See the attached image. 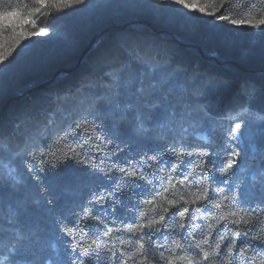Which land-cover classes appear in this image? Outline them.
<instances>
[{
    "label": "trees",
    "instance_id": "trees-1",
    "mask_svg": "<svg viewBox=\"0 0 264 264\" xmlns=\"http://www.w3.org/2000/svg\"><path fill=\"white\" fill-rule=\"evenodd\" d=\"M107 2L120 4L124 0ZM138 2L148 4L151 0ZM192 2L217 14L218 9L227 8L224 14L231 19L255 21L264 17V0ZM249 3L251 7L246 6ZM36 8H41V13H36ZM13 10H18L25 18L35 19L38 25L33 29L20 21L15 28H0V54L12 61L6 77L0 79V143L13 152H25L42 144L54 133L88 115L94 110L95 92L105 82V73L120 75L123 65L136 60L153 67L175 70L179 66L186 70L187 78L182 75L177 81L176 92L188 106L189 123L194 124L198 118V103L207 104L214 116L227 112L244 84L254 85L257 89L254 115L264 116V111H261L264 110V34L259 29L233 26L229 21H217L203 14L198 18H189L179 11L158 13L147 7L90 8L84 4H70L69 0H47L46 6L41 7L35 0H0V13ZM40 27H44L49 36L27 38V33L38 31ZM25 51L29 53L27 56L17 55ZM196 73L201 74L203 79L223 81L225 86L210 90L206 96H196L191 80ZM103 119L101 117L96 123L101 124ZM231 126V121L220 120L212 131H202L204 139H196L192 135L194 129L190 128L183 143L191 145L190 151L207 153L205 160H214L218 167L228 157L229 150L238 152L240 157L247 156L243 168L237 167L228 172L230 183L235 184L241 193V200L255 205L264 201V188L259 185L258 177L254 178V173L264 166V133L256 130L239 142L227 143L226 134ZM169 143L167 135L152 142L119 135L113 141V145H118L120 149L114 159L124 163L153 153L158 159H167L165 153ZM51 147L63 162L66 152L63 141L54 140ZM192 173L195 176L199 169L193 167ZM15 175L19 182L7 175L0 177L8 185L0 204V261L3 264H28L29 260L32 264H39V257L51 251L49 245L52 243H56L58 250L63 252L66 238L58 239L60 233L56 218L68 216L72 219L68 213L86 202L93 191L110 188L115 183V176L109 181L71 160L66 166L48 173L43 184L28 179L22 164ZM144 175L148 178L147 169ZM216 181L222 186L221 176L217 175ZM205 185L206 182L201 181L197 187L191 178L183 185L174 182L167 193L146 203L137 219L134 205L141 197H149L151 190L142 181L133 184L131 180L122 179L119 185L122 199L118 201L120 206L114 218L117 224L120 221L128 224L131 231L114 230L111 236L101 234L97 243L106 242L117 257L123 250L126 257H132L128 264H135L148 254L147 242L141 249L137 237L141 231L149 230L148 225L159 221L155 228L168 225V239L158 241L164 244L159 251L174 264H210V261L202 259L203 252H208L210 260L216 264H240L236 249L244 237H237L235 231L252 228L250 235H261L264 233V214L258 219L250 217L230 200L219 199L213 200L211 210L205 212L200 208L203 201L198 198L204 195L211 198L213 195L210 191L204 192ZM181 197L184 199L181 200ZM215 203L222 206L215 208ZM172 205L180 208L187 206L189 211L184 217L177 216L174 222H170L169 216L175 211ZM205 207L209 206L205 203ZM163 209L169 211L164 212ZM161 216L163 221H160ZM193 216L196 219L193 220ZM241 216L249 223L245 224L244 220L239 225L233 223ZM112 218L109 216L107 219ZM130 222L145 227L140 229ZM180 224L184 227L181 228ZM108 226L115 227L111 223ZM17 232L26 238L16 245L18 252H11ZM186 232L194 236L191 243L199 247H187L183 238ZM161 234L157 233L158 236ZM176 243L185 247L175 251L165 250L173 249ZM216 244L220 245L218 251L222 259L213 255ZM230 244H235V249L225 256ZM116 264L120 262L117 260ZM158 264H167V260H160Z\"/></svg>",
    "mask_w": 264,
    "mask_h": 264
},
{
    "label": "snow or ice",
    "instance_id": "snow-or-ice-1",
    "mask_svg": "<svg viewBox=\"0 0 264 264\" xmlns=\"http://www.w3.org/2000/svg\"><path fill=\"white\" fill-rule=\"evenodd\" d=\"M35 3L44 7L47 0H35ZM69 3L84 4L85 7L90 8L147 7L158 13L179 11L189 18H198L200 14H203L204 16H211L217 21H229L233 26L256 28L264 34V17L255 21L231 19L229 15L224 14L227 8L218 9L219 14L208 12L205 7H200L198 3L192 2V0H151V3L148 4H141L138 0H124L120 4H111L107 0H100L99 3L95 0L91 3L89 0H69ZM246 6L251 7V4ZM35 12L41 13V8H36ZM194 13L196 14L195 17L193 16ZM5 21H7L6 24ZM20 21H23L25 25H31L33 29L38 27L35 19L25 18L18 10L0 13V28H15ZM21 35H24L23 31H21ZM53 35L57 34L53 33ZM33 36H49V33L44 27H40L38 31L27 33V38ZM28 54L26 51L17 53L18 56H27ZM11 63V60L0 54V79L6 77ZM182 75L187 78L186 70L179 66L175 70H169L167 67H153L139 60L132 64H125L121 68L120 75H113L111 72L105 73V82L95 92L93 111L70 124L67 128L54 133L44 143L31 147L25 152H13L0 143V177L7 175L17 182L19 181L15 172L21 164L27 170L28 179L43 184L48 173L56 171L58 167L66 166L68 160L77 166L87 168L94 175L103 176L109 181L115 176V183L110 188L93 191L86 202L71 210L68 215L72 219H68V216L56 218L60 233L58 239L66 238L63 252L58 250L56 243H52L49 245L51 251L39 257V264H116L117 260L120 264H128V260L132 257H126L123 250H121V255L117 257L116 252L106 242L97 243L101 234L111 236L114 230L118 232L131 231L128 224L123 221L117 224V220L114 218L116 209L120 206L118 201L122 199L119 188L122 179L131 180L133 184L142 181L151 190L149 197H141L134 205L137 219H139V213L146 203H151L158 196L167 193L169 186L173 185L174 182L183 185L190 178L196 182L197 187L201 181L206 182L204 192L210 191L213 194L211 198L207 195L198 198V200L203 201L200 208L205 212L211 210L213 200L219 199L220 201L230 200L232 204L250 217L254 216L258 219L264 214V201L255 205L244 202L240 198L239 189L235 184L230 183L231 176L228 170H235L237 167L243 168L247 156L240 157L238 152L229 150L228 157L218 167L214 160H205L204 157L208 155L207 153L190 151L188 149L191 145L183 143V138L189 133L190 128L194 129L192 135L196 139H204L201 134L202 131L204 129L212 131L220 120L232 122V126L226 134L227 143L239 142L242 137L256 130L264 133V116H255L253 111L257 89L254 85H242L233 101L232 108L220 116H214L207 104L198 103V118L193 124L189 123L188 106L178 98L176 92L177 81ZM191 80L195 88L194 95L199 97L206 96L212 89L225 86L223 81L213 78L203 79L199 73L193 74ZM90 116L93 119H89ZM101 117L104 118L103 121L101 124H97L96 120L101 119ZM186 124L187 126H185ZM119 135L145 142L156 141L167 135L170 138L165 153L167 159H158L153 153L151 156L145 154L121 163L118 159H114L120 149L118 145H113V141ZM54 140L64 143L66 152L63 162L52 150L51 145ZM153 164L155 165L154 168ZM193 167L199 169V173L195 176L192 173ZM145 169L148 170V178L144 175ZM217 175L222 177V186L216 181ZM256 177H258L259 185L264 188V166L254 173V178ZM6 187L8 185L0 180V204L3 202ZM183 199L181 197V200ZM187 203L185 202V204ZM205 203L209 207L206 208ZM221 206V203L214 204L215 208ZM172 207L175 208V211L169 216L170 222H174L177 216L184 217L185 213L189 211L187 206L180 208L172 205ZM163 211L168 212L169 209H163ZM109 216L113 218L108 220ZM192 219L194 220L196 217L193 216ZM163 220L164 217L161 216L160 221ZM241 220H244L243 216L233 223L239 225ZM109 223L115 227H109ZM130 223L140 229L145 227L143 224ZM156 223L159 221H154L153 224L148 225L149 230L141 231L137 237L141 249L144 248V242H147L148 254L144 255L142 260L135 261V264H146V262L147 264H158L160 260H167V264H174V261L166 258L164 253L159 251V249L164 248V244L158 241L168 239V225L164 224L162 228H155ZM244 223L248 224L249 221L244 220ZM180 227L183 228L184 225L180 224ZM252 232V228H247L243 232L235 231L237 237L241 235L244 237V241L236 249L240 264H264V233L250 235ZM157 233L162 234L158 236ZM25 238L24 234L17 232L15 244L10 248V251L18 252L19 249L16 245H19ZM183 238L188 248L199 247L198 244L191 243L194 236L190 233H184ZM223 238L221 237V239ZM89 241L91 242L89 243ZM207 242L206 240L205 243ZM184 247L185 245L176 243L173 249L165 250L175 251L176 248ZM219 248L220 245L216 244V251L213 252V255L222 259L218 251ZM234 249L235 244L228 245L224 255L226 256ZM180 258L183 259L184 257ZM202 259L210 261V264H216L215 261L210 260L208 252H203ZM0 264H3V261H0ZM28 264H32V262L29 260Z\"/></svg>",
    "mask_w": 264,
    "mask_h": 264
}]
</instances>
